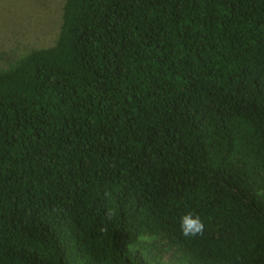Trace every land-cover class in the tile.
Listing matches in <instances>:
<instances>
[{
  "label": "trees",
  "instance_id": "trees-1",
  "mask_svg": "<svg viewBox=\"0 0 264 264\" xmlns=\"http://www.w3.org/2000/svg\"><path fill=\"white\" fill-rule=\"evenodd\" d=\"M0 264H264V0H64L0 69Z\"/></svg>",
  "mask_w": 264,
  "mask_h": 264
},
{
  "label": "rangeland",
  "instance_id": "rangeland-1",
  "mask_svg": "<svg viewBox=\"0 0 264 264\" xmlns=\"http://www.w3.org/2000/svg\"><path fill=\"white\" fill-rule=\"evenodd\" d=\"M64 0H0V69L24 53L52 45Z\"/></svg>",
  "mask_w": 264,
  "mask_h": 264
},
{
  "label": "clouds",
  "instance_id": "clouds-1",
  "mask_svg": "<svg viewBox=\"0 0 264 264\" xmlns=\"http://www.w3.org/2000/svg\"><path fill=\"white\" fill-rule=\"evenodd\" d=\"M181 234L185 237H196L202 235L204 224L198 216L184 214L180 218Z\"/></svg>",
  "mask_w": 264,
  "mask_h": 264
}]
</instances>
